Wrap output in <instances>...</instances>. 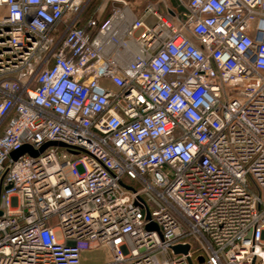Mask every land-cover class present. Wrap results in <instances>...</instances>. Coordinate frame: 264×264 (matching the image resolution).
<instances>
[{
  "label": "built area",
  "instance_id": "obj_1",
  "mask_svg": "<svg viewBox=\"0 0 264 264\" xmlns=\"http://www.w3.org/2000/svg\"><path fill=\"white\" fill-rule=\"evenodd\" d=\"M177 2L0 0V264H264V0Z\"/></svg>",
  "mask_w": 264,
  "mask_h": 264
},
{
  "label": "rangeland",
  "instance_id": "obj_2",
  "mask_svg": "<svg viewBox=\"0 0 264 264\" xmlns=\"http://www.w3.org/2000/svg\"><path fill=\"white\" fill-rule=\"evenodd\" d=\"M152 205L155 207L156 203L153 201ZM107 258V250L104 247H97L92 250H84L81 252L80 264H101L107 260Z\"/></svg>",
  "mask_w": 264,
  "mask_h": 264
},
{
  "label": "water",
  "instance_id": "obj_3",
  "mask_svg": "<svg viewBox=\"0 0 264 264\" xmlns=\"http://www.w3.org/2000/svg\"><path fill=\"white\" fill-rule=\"evenodd\" d=\"M168 11H169L170 14H173V12H172L170 9H168ZM49 144H53V145L57 144V145H59V146H66V145L63 144V143L48 142V143H46L45 145H43V146L41 147V149H43L45 146H47V145H49ZM24 151H29V152H31L32 154H34V151H33L29 146H26V145H25L23 148H21V149H19V150H16V151H13V152L11 153V156H12V158H16L19 154L23 153ZM146 217H147V218L149 217V212H148V211H146ZM153 227L155 228V226H154L153 224H149V225H147V228H148V229L153 228ZM172 249H173L174 252H178V251L185 252V251H186V246H185V245H176V246H174Z\"/></svg>",
  "mask_w": 264,
  "mask_h": 264
},
{
  "label": "crops",
  "instance_id": "obj_4",
  "mask_svg": "<svg viewBox=\"0 0 264 264\" xmlns=\"http://www.w3.org/2000/svg\"><path fill=\"white\" fill-rule=\"evenodd\" d=\"M151 1H153V0H151ZM145 2H147V0H136V4H138L140 7L144 6ZM164 5H167L171 9L179 10L177 0H165V4L163 3V6ZM137 9H141V8H137ZM137 11H139V10H137ZM148 19H151V18L148 17Z\"/></svg>",
  "mask_w": 264,
  "mask_h": 264
}]
</instances>
